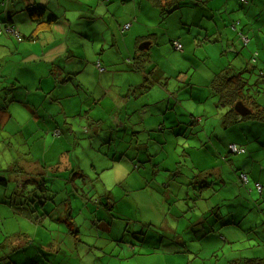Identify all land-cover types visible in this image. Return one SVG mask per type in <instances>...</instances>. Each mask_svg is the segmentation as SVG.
<instances>
[{
  "label": "rangeland",
  "instance_id": "374dc122",
  "mask_svg": "<svg viewBox=\"0 0 264 264\" xmlns=\"http://www.w3.org/2000/svg\"><path fill=\"white\" fill-rule=\"evenodd\" d=\"M22 1L27 8L35 0H15L17 4ZM79 1L86 4L92 0ZM167 2L168 0H162V7L154 6L155 3L151 0H127L126 2L105 0L103 3L95 1L94 4H90L88 11L91 13L98 8L99 4H103L105 11L108 12L104 14L110 23V27L106 30L108 35H105L101 41H93V45L88 42L84 46L78 45L77 48L73 46V50H79V54L73 53L71 58L86 59L89 63H87L88 69L94 67L96 61L99 63V60H102V63L110 70V57L118 55L113 71L104 75L105 78L108 76V80L113 75L114 82H109V93L100 99L101 105L93 107L88 105L91 100H84L87 98L86 93L77 85L78 80H81L80 77L87 82L92 80L85 72L75 75L77 78L73 80V74L65 76L59 73L56 67L51 66L47 72L51 74L55 83L51 82V87L42 83L43 89L40 87V71L22 65V61H25L22 42L25 40L19 41L10 31L9 25H13L17 32L24 34L28 32L24 30V27L19 28L17 24L10 23L3 7L0 6L2 9H0V126L2 127L0 129V252L4 256L0 264H23L26 262L22 263V260L28 257L36 260L32 264H52L49 260L45 261L44 256L52 253L53 249L59 251L54 264H228L233 259L264 258V197L255 185V182H258L264 187L263 121L260 118L257 119L258 125L254 124V120L247 121L252 124L251 128L254 127V130L242 129L243 147L246 143L248 144L246 152L229 154L227 153L229 149L222 142H227L230 137L235 138L236 133L219 131V129L230 130L226 127L230 122L223 118L225 107L220 106L222 102L216 95L215 97L210 94L204 104L198 103L195 99L196 93L199 96L204 88L202 85L205 84V75L210 74L208 79H211L213 73L222 69L219 63H226L225 67H227L228 63L234 59L233 52L228 50L229 48L226 49L225 36L220 37V34L216 33L215 41L206 39L200 42L199 37H193V42H190V34L187 35V30L183 29L179 23L180 14L178 11H172L168 16H172V23L176 24L177 21L178 25L175 28L170 27V35L167 33L163 35L166 40L175 34L181 38L185 36L186 42L183 48L181 45V49L169 47L168 51H164L163 48L167 45L164 46L159 42L149 48L148 59L144 57L136 59L133 58L134 41L130 42V46L112 44L111 36H113V25L117 23L116 21L122 22L124 18L135 20L136 14H141V18L151 21L161 31L168 29L172 25L170 19L165 21L168 23V28L165 24H160L162 17L167 18L165 13L167 8H163L168 7ZM229 2L237 6L239 4L238 0H229ZM64 3H68L67 0ZM219 3V0L212 1V5ZM242 3L243 6L247 4ZM55 6L56 0L49 2L51 13L58 17L55 25L63 23L67 29L68 21L55 12ZM201 7L204 8L203 5ZM162 9L164 13L161 12ZM179 10L183 11V16L184 12L188 11L192 20V7L184 4ZM199 10L197 9L195 20L200 15ZM26 12L24 9V16L27 15ZM220 14L224 19H229L233 12L226 13L223 10ZM80 16L71 20V28L69 27L66 34L62 36L63 41L68 42L70 37L79 39L80 33L85 32L80 27L79 21L85 22L88 18ZM211 16L209 12L208 19ZM201 19L204 20L202 22L207 20L202 16ZM91 21L95 23L98 19L92 17ZM56 28L57 26H53L50 31H47L48 38H54L57 35ZM215 28L208 32H215ZM219 28L223 33L227 32L231 38L239 35L238 31L231 26L221 27L220 25ZM262 30L264 32V27ZM246 31L248 30L244 27L242 32L249 38V32ZM149 33L147 31V34ZM40 39L42 40V36ZM40 39L38 48L43 45ZM167 44L169 46L170 43ZM31 47L36 49L33 45ZM237 52L239 57L249 60H244L242 64L246 69L244 74L248 76L249 82L256 77L254 68L249 65L250 59L263 63L261 68L264 71V57H257L258 53L263 56L264 50L257 46L255 39L248 44L243 42L242 46L238 44ZM153 72L163 73V84L168 81L169 84L164 87L154 84L150 90L144 92L143 85L149 83L148 79L153 80L156 77L152 75ZM61 79H68V81L62 84ZM69 83L71 86H67ZM130 86L136 87V93L131 97L132 103L135 102L133 107L138 104H141V107L139 111H133V107L128 106L127 113L123 106L124 95ZM71 87L72 92L67 93V89L71 90ZM27 90L37 94L31 95ZM51 90H54L51 93L56 91L62 92L63 95L74 94L62 100L64 110L58 107L56 102H50L47 99V92ZM90 91L99 93L97 89ZM250 91L253 89L250 88ZM162 93H165L166 99L170 102L169 105L171 103L174 107L178 105L177 111L181 108L189 111L188 114L181 112L184 115L178 116L179 119L182 116L183 122L188 120L184 123L187 124L186 129L184 124L183 128L177 125L174 129L167 128V124H160L157 129L156 126L150 127L156 123L158 116L163 115L160 112L166 104L160 101ZM262 99L264 100V94ZM38 101L44 104H39ZM47 113L51 114L49 119L46 118ZM165 122H167L166 117ZM216 124L218 127L214 132ZM116 126L121 129L118 134L125 133V129L127 135L137 136L138 140L117 149L114 132ZM259 126H261L260 130H258ZM133 131L137 132L133 134ZM214 142L219 148L214 146ZM120 153L123 154L120 155ZM112 156H116L117 159L120 157V159H111ZM24 159L38 164V168H27V170L35 174L40 170L43 174L50 175L45 177V181L53 187L45 190L22 188L21 186L29 182L24 183L26 179H22L21 172H17L20 177H14L13 183L15 187L19 186L3 189L5 178L9 181L13 177L4 169L11 167L16 170L20 166L24 168ZM200 159L207 162L208 167H211L213 163L227 166L228 169L223 168V173L229 172L233 178H238L240 174H246L248 177V180L241 185L242 191L238 194V198L235 199L232 194V201H237V206L232 201L231 206H210L217 200L216 197L210 198L209 221H212L210 215V207H212L215 209L214 217L221 209L223 215L232 216L224 218L226 221L230 220L234 223L242 221L246 225L254 223L251 224L253 228L249 229V234L248 229L242 228H238L239 230L233 234L230 228L231 232L228 233L233 239L232 242L229 240V242L191 241L190 239L183 244L189 247V252L176 253L175 251H180L178 247L182 244L167 243L166 240L158 243L164 238H159L160 231L156 228L159 227L168 234L176 231L179 235V231L185 230L189 221L188 216L197 215L196 211L203 207L200 198L196 201L201 206L195 205L196 209L189 208L195 200L186 196L187 188L185 189L181 184L186 176L188 178L191 166L197 170V165L199 167L206 165L200 162ZM232 161L242 163V168L237 174L230 170ZM154 165L158 166V169ZM175 168L178 172L171 177V172ZM258 177H261L263 181H259ZM168 178L173 183V188L158 184L160 180ZM238 180L240 181L239 178ZM231 192L234 193V190ZM232 195H227L226 198ZM187 201H190L191 206ZM93 206H101L103 209L96 216L99 227L89 224V221L95 217V213L90 212L95 210L96 207L92 208ZM105 206L109 208L105 209ZM239 206L242 207L239 208ZM50 207L56 212L55 216L43 212ZM229 209L234 210V215L231 212L227 213ZM60 214H64L62 220L57 218ZM171 214L176 216L172 217ZM114 215L119 218L129 217L132 220L150 221L153 225L151 229L154 231L152 239L155 242L148 244L149 247H146L147 243L139 246L134 242L135 249H133L125 239L116 241L112 236L119 235L117 223H112L118 225L114 226L112 235L108 232L109 223L104 232L101 227L102 216L112 220ZM194 219L191 218L192 221ZM135 227L138 230L140 225L137 223ZM186 231L188 237L190 227H186ZM155 246L158 247L154 248Z\"/></svg>",
  "mask_w": 264,
  "mask_h": 264
},
{
  "label": "crops",
  "instance_id": "0c3cea01",
  "mask_svg": "<svg viewBox=\"0 0 264 264\" xmlns=\"http://www.w3.org/2000/svg\"><path fill=\"white\" fill-rule=\"evenodd\" d=\"M52 0H35L34 3L31 4V6H41L44 7L45 13L43 15V19H47V15H54L56 18L54 21H52L51 23L45 24V23H36L34 21H32L27 13L26 16H24L25 14H23V11L26 7H24V1L20 2L19 4H17L15 2V0H8V3L6 2V0H0V6L3 7V10L5 12L6 18L10 23H13L14 25H18L19 28H23L24 30H27V34L24 33H20V36L22 37L21 40L19 41H23L25 40V42H22L24 44V48L23 51L25 52V56L23 57V59H25V61H22V65L24 66H28L30 68H36L37 70L40 71L39 76H40V81L41 85L40 87L43 89L42 83L43 84H48V87L52 86L51 82H54V79H52V77L50 76L51 74L48 71V69H50V67H56L59 71V73H63L65 76L69 75V74H73L72 78L73 80H76V76L77 74L81 73V72H85V74H89V77L92 78V80L90 82L85 81L83 78L80 77L81 80H78V87L80 89H83L86 93L87 98L91 100V102H88V105H92L93 106H97V105H101L102 103L100 102V99L103 98L105 95H107L109 93V82H114L112 79V76H110V80H108V76L107 78H105V74L107 72L111 73L113 70L112 68L115 66V60H116V56L118 55H114L112 57H110V70H108L107 65H104L102 63V60H99L102 68L99 69L97 67V63L95 64L94 67H92L91 69L87 68V63L88 61L86 59H81V60H77V59H72L71 58V54L76 53L79 54V50L74 49L73 50V46H75V48H77L78 45L84 46L85 44H87L88 42H90L92 44V42L94 41V39L96 37H98L100 35V37L97 39V41H101L102 39L105 38V35H108V32L106 31L110 26V23H108L107 17L104 14H108L107 11H105L106 9L103 7V4H99L98 8L96 10H94V12H90L88 11V8L90 7V4H94L95 1L97 3H103L105 0H92L89 3H83L79 0H67L68 3H64V1L66 0H56V6H55V12L61 14V16L64 18L65 21H68V27L67 29L70 27L71 28V20H74L76 18V16L78 15H83L86 18H88L87 21L82 22L79 21L80 23V27L85 31L84 33H80L81 35L78 38H71L69 39L68 42H65L62 40V36H64L66 34L67 29L63 26V23L60 25H55V23L58 21V17L54 14L51 13V9L49 7V2H51ZM123 2H126L127 0H122ZM153 3H155L154 6H160L162 7V0H151ZM178 1L181 2L178 5ZM177 3L175 5L172 6L171 11L170 8L168 9L167 12H165L163 9L161 10V12H165L166 13V17H162V20L160 22V24H165L166 28H168V23H166V19H170L171 22V26H169L168 29H166L165 31H161L159 28H157V26L154 23H151V21H148L147 19L141 18L140 15L136 14L135 15V20L129 18H124L122 20V22L117 21L118 24H114L113 25V36H111L112 41H113V45L114 46H119L120 44H124V46H130V42L134 41V46H135V52H134V57L136 58H140V57H144V59H148V51L149 48L153 45V44H157V43H161L162 45H167L165 48H163L164 51H168L170 48L169 47H174V45L172 44V42L174 40H177L181 45L182 48L184 47V43L186 42L185 36H183L182 38L179 37L177 34L172 35L171 38L169 40H166L164 35L165 33L170 35V27L171 28H175L177 27V21L176 24L173 22L172 23V16H168L170 12L172 11H178V14H180L181 19L179 21V23L181 24V27L183 29L187 30V35H189V41L193 42L192 38L195 37L194 35V18H195V14L197 12V9H193V17L191 20V15L188 11L184 12V16H183V11L179 10V8L185 4H188L190 1L189 0H178ZM228 3L230 4L229 0ZM253 5L256 6H251V7H255V8H259L262 11L257 14L256 16L254 15H244L242 13H240L238 10L235 11L230 17L229 19H224L223 17L217 16V19L214 21V19L212 21H205L203 22L204 25L202 26V29L204 30V32L210 36V38H213V41H215L217 39V36L215 37L213 34L214 33H218L220 34V37L225 36L226 40H227V46L226 49L231 50L233 52V57H235V64L238 66L237 69L243 68V62L245 61H249L246 60L245 58H241L239 57V54L237 53V45L239 44L241 46V44L239 42H237L236 38H231L227 32H222L221 28H219V26L221 25L220 23H223L225 20L230 21L231 19L234 18H240L241 22H242V28H246L249 32L250 35V41H253L254 39L256 40V44L258 47L262 48L264 50V32L262 30V28L264 27V3L263 0H252ZM256 3V4H254ZM141 4V3H139ZM232 6H234L235 4H230ZM141 6V5H140ZM211 6V5H210ZM169 7V6H168ZM1 9V8H0ZM208 9L212 10V7H209ZM2 10V9H1ZM200 10H203L200 9ZM205 10V9H204ZM205 15H209V13H207V10L204 11ZM86 14V15H85ZM80 16V17H81ZM92 17H95L98 19L97 22L94 23V21L90 22V19ZM256 17H259V21L254 20ZM197 19L199 20V15L197 16ZM129 23V27L127 29H123L124 24ZM209 23V24H208ZM174 24V25H173ZM244 25V26H243ZM53 26H57V35L54 36V38H48V33L47 31H50L52 29ZM79 27V29H80ZM217 27V29L215 28ZM226 27V26H224ZM18 28V27H17ZM213 28H215V32L213 31L212 33H209L208 30H212ZM71 31V30H70ZM75 31V30H74ZM82 31V30H81ZM94 31H95V35H94ZM147 31H149L150 33L147 34ZM76 32V31H75ZM30 35V38H27L26 36ZM42 36V40L40 39ZM160 36V38H159ZM39 39L41 41V43L43 45H41L38 48V43H39ZM249 41V42H250ZM170 43L169 46L167 43ZM31 43V45L35 46L36 49L34 50L31 45L29 44ZM183 43V44H182ZM93 45V44H92ZM102 45H104V43H102ZM172 48V49H173ZM231 48V49H230ZM153 50V48L151 49ZM155 50V49H154ZM140 53V54H139ZM74 56V55H73ZM257 57H264L261 56L259 53L257 54ZM252 58V56H251ZM76 61V62H75ZM264 61V59H263ZM89 64V63H88ZM263 63H257L255 61H253V59H250L249 65L251 68H254L253 70L255 72L258 73L259 70H261L262 72L263 69L261 68V65ZM219 65H221V68L223 66V63H219ZM87 68V69H86ZM105 68V69H104ZM219 68V66H218ZM155 72H157V70H155ZM155 72L152 73V75L154 74L156 77L151 80V84H157L159 86H168L169 81L166 82L165 84H163V73L160 74H156ZM221 72V71H219ZM221 73H219L220 75ZM211 75L206 74L205 75V81L202 86L204 87L202 89V93H204L203 95L205 96L206 93H210V81L211 79H208ZM258 76V75H257ZM64 77V76H63ZM54 78V77H53ZM212 78V77H211ZM261 80H264V78H262ZM68 81V79H61V83L63 84L64 82L66 83ZM69 84H67V86H69ZM175 84H173L174 86ZM71 86V85H70ZM152 87V86H150ZM91 89H97L99 90V93H93L90 90ZM73 88L71 87L70 89H67V93L72 92ZM127 90V87H126ZM28 92H30L29 90H27ZM54 91V90H53ZM52 90L48 93V97L47 99L50 102H56V104L58 105V107H60L62 110H64V106L62 104V100L67 99L68 97H70L71 95L74 94H65L63 95L62 92L57 93L56 91L54 93ZM31 93V92H30ZM128 95L127 98L130 99L131 95H135L136 90L130 86L128 88L127 91ZM26 94L28 95V93L26 92ZM32 94H37V93H31ZM163 95H161L160 98H163L165 95V93H162ZM254 97L256 98L257 102L261 105L264 106V100L263 98V92H257L254 91ZM161 101V100H160ZM39 102V101H38ZM39 104H44V102ZM204 104V103H202ZM246 105V104H245ZM204 106V105H203ZM247 106V105H246ZM63 107V108H62ZM167 107H164L162 109V114L165 115L166 113H168L169 115L167 116L168 121L165 122L164 124H167L168 122H171L173 120H175V117L178 116V113L180 112H169L166 110ZM38 111V110H35ZM160 112V113H161ZM189 111H183L184 114H188ZM263 113V112H262ZM49 116H51V114L47 113L46 114V118L49 119ZM261 116V118H260ZM159 117V116H158ZM259 118L262 119L263 121V127H264V114H259ZM259 118L256 119H250V118H242L241 116H239L236 118H233L231 120H229L230 124L227 125L226 127L230 128V130L227 131H221L219 128V131L221 133L224 132H235L236 136L235 138H229L228 141H224L222 142L223 144H225L228 148V145L231 143L236 144L239 147H243V143H242V129H246L247 131L249 130H254L251 128L252 124H250L249 120H254V124L258 125V120ZM222 119V118H219ZM158 118L155 120L156 122H158ZM187 122V119L185 120ZM185 121L183 123H185ZM220 121V120H219ZM171 123H168V128H170ZM150 127H155V123L153 124V126ZM218 127V124H216V126L214 127V132L216 131ZM261 129V126H259L258 130ZM212 138V137H211ZM209 138V139H211ZM238 141L239 143L235 142ZM217 148H219L218 145H216V142H214ZM244 148V153L246 152V148H248V144L246 143ZM243 152H239L237 154H242ZM227 153L229 154H236V152L234 153H230V151H228ZM108 157H109V153ZM228 154V155H229ZM111 159H115L114 156L110 157ZM200 162H204L206 165L204 166H200L197 165V170H194V166H191V171L190 174L186 179L181 182L182 186L185 187L186 189V196L188 198H194L195 202H193V205H190V201H187V203L191 206L189 208L192 209H196L195 205L201 206L199 205V203L196 200H199L201 198L200 203L202 204L203 207H201L198 211H196L197 215H193V216H188L189 221L186 224V227H190V235L187 237L186 236V227L185 230L180 232L179 231V235L176 231V237H174V242L176 243H181L183 245V243H186L187 240H198V241H203V240H210V241H224L227 242L228 240L230 242H232V238L229 235L228 232H231V229L234 234L235 231H238V228H242L244 230H247L248 234H249V229L251 230V224L246 225V223H242V221H238L236 223H234V221H226L227 216L230 215H223L221 213V209H219L218 211V215L216 217L215 216V209H213L212 207H210V215L212 216V221L208 219V211H209V204L210 203V198H217L216 202L210 204V206H231V201L233 198V195L235 196V199L238 198V194L241 193L242 191V183H240V181L238 180L237 177L233 178L230 176V173H223V168H227V166L221 165V164H215L213 163L211 165V167H208V163L205 161H202L200 159ZM25 165V171L29 172V170H27V168L29 169H34V168H38V164L34 163V162H30L27 159H24V163ZM231 168L230 170L235 172V174H237L238 170H240V168H242V163L241 161H237L234 162L232 161L231 163ZM247 165V163H246ZM157 167V166H156ZM247 168L248 165H247ZM228 169V168H227ZM17 170V169H16ZM40 171V170H39ZM10 176H13L9 181H7V186H13V178H18L17 176H14L13 174V169L10 170ZM259 181H263L261 177H258ZM189 179H191L193 182L196 181V183L194 184H189ZM256 179V178H255ZM257 180V179H256ZM186 181H188V184L186 185ZM191 181V182H192ZM173 185V183L171 182V180L168 182V184H166V187L171 188V186ZM19 186V185H18ZM16 186V187H18ZM24 186H27V184H24ZM173 188V186H172ZM210 189V190H209ZM221 190V191H220ZM234 190V193H232L231 191ZM208 191L209 194H208ZM228 194H227V192ZM226 192V193H225ZM261 196L264 197V187L262 185V189L260 192ZM227 195H232L230 198H226ZM204 200V201H203ZM227 200V201H225ZM230 200V201H229ZM234 202V204H237V201H232ZM237 206V205H236ZM242 206H239V208ZM233 214L234 210L233 209H229V211H227V213ZM170 214V213H169ZM221 214V215H220ZM234 215V214H233ZM172 217H175L176 214H171ZM232 217V216H230ZM191 218H195L194 221L191 220ZM132 219L129 220V222ZM135 220V219H133ZM242 223V224H241ZM256 224V223H255ZM256 226V225H254ZM228 227V228H227ZM231 228V229H230ZM223 229L225 231H223ZM111 230V229H110ZM110 233V231H108ZM120 236H121V231H118ZM134 232V231H131ZM125 233L127 234V231H125ZM138 233V232H137ZM129 234V233H128ZM148 234V233H146ZM130 235V234H129ZM138 235V234H137ZM119 236V237H120ZM250 236V235H249ZM125 237V236H124ZM251 237V236H250ZM142 238L144 239L143 241H138L137 238H133L130 240V238L128 237V239L126 238L125 240L127 241H133L136 242L140 245H145L147 243L146 247H149L148 244H152V242H155L154 239H152L153 237H149L147 235H143ZM163 240H166L167 243L169 242V240L166 237H163ZM252 238V237H251ZM152 239V240H151ZM228 241V242H229ZM127 244H129L127 242ZM133 249H135V245L132 246ZM179 249H181L180 251H175L177 252H189L188 246H184L182 248L179 247ZM59 251L58 249H53L52 253L46 254L44 256L45 261L49 260L52 262V264H54V259L58 256ZM195 257V254L193 255V259ZM249 258V257H248ZM253 258V257H252ZM246 258H244L243 260H245ZM236 260V262H241L243 260H237V259H233ZM35 259L32 257H28L24 260H22L23 264H32L35 263Z\"/></svg>",
  "mask_w": 264,
  "mask_h": 264
},
{
  "label": "trees",
  "instance_id": "16d2710c",
  "mask_svg": "<svg viewBox=\"0 0 264 264\" xmlns=\"http://www.w3.org/2000/svg\"><path fill=\"white\" fill-rule=\"evenodd\" d=\"M177 1L178 0H168L167 5L169 7L165 6L163 8H167V11H168V9L170 7L172 8V6L177 3ZM189 1H190L189 7H192V9H198L199 10V9L203 8V7H201V5L204 6L203 10H199V13H200L199 20L198 19H196V20L193 19L194 22L192 20V22L194 23L193 24L194 25V30H197V31H194V34H195L194 36L195 37H199V41L200 42H204L206 39H208L209 41H213V38H210V36H208L204 32V30L202 29V26L204 25V23L202 21H204V20L201 19V16L203 18L207 19L208 21H212L213 19L215 21L217 19V16L222 17V15L220 13L223 10H225L226 13H230V12L234 13L235 11L238 10L240 13H242L244 15H247V16H250V15L256 16L257 14H259L262 11L259 8L251 7V6H256V5H253V3H251L252 0H238V2H239L238 6L236 4L234 6L230 5L231 3L229 4L228 0H219L220 3L217 4V5H212V1L213 0H189ZM6 2L8 3V0H6ZM242 2L247 3L246 6H243ZM180 3L181 2L178 1V5ZM222 4H223V6H222ZM254 4H256V3H254ZM221 6H222V9H220ZM235 6H237V7L235 8ZM209 7H212L213 9L210 10V9H208ZM171 8H170V11H171ZM25 9H26L30 19L32 21H34L35 24L36 23H38V24L39 23L40 24L41 23L48 24V23H51L52 21H54L55 18H56L54 15L51 14V15H47V19H43L42 17L44 15L46 9L44 7H41V6H31L30 5V7H27ZM230 9L232 11H230ZM206 10H207V13L211 12L212 16L209 19H208V16L204 14L205 13L204 11H206ZM259 19H260L259 17H256L254 20L259 21ZM197 23L199 25L196 26L195 24H197ZM117 24H118V22H117ZM227 25L231 26L232 28H234L235 30L238 31L239 35L237 36L236 40H237V42H239L241 44V46H242L243 42L245 44L249 43L250 39L245 36L244 32H242L243 28L241 27L242 26V22H241L240 18H234V19H231L230 21L225 20L223 23H221V27L222 26H227ZM36 26H37V24H36ZM9 27L15 28L13 25H9ZM18 34H19V32H18ZM94 35H95V31H94ZM213 35L216 37V33H214ZM19 36H20V34H19ZM26 37L30 38L31 36L28 35ZM99 37H100V35L98 37H96L94 39V41H97V39ZM203 37H204V39H203ZM21 39H22V37L20 36L19 40H21ZM133 58H136V57L133 56ZM96 63H97V67H98V64L100 62L98 63V61H96ZM228 64L229 65L227 67H225L226 63H223L222 69L220 70L221 72L213 73L211 81H210V84H209L210 87H212V88H210L211 89L210 93H206L205 96L203 95L204 93H202V92H201V94L199 96H197V93H196L195 99L197 100L198 103H204L209 94L213 95V96L216 95L218 100L220 102H222V104L220 106L221 107H225V112L223 114V116H224L223 118H224V120H226L228 122H229V120L238 117V113L234 109V103L236 101H238V100H241L244 104H246L250 108V112L248 114H246V115L241 116L242 118H250V119L259 118V114H264V106H261L257 102V100L254 97L253 93H254V91L263 92L264 80H261V79L264 78V72L259 70L258 73L256 72V77H253V79H251L250 82H249L248 76H246L244 74L246 72V69L245 68H241V70L237 69L238 66L235 64V57ZM99 65L102 67L101 64H99ZM219 73H221V74L219 75ZM148 81H149V83H146V84L143 85V91L144 92H146V91H148V90H150L152 88V87H150V86H152V84H151L149 79H148ZM189 85L192 86L191 84H189ZM250 86H252V87H250ZM250 88H252L253 91H250ZM134 89H136V87ZM199 91H201V90H199ZM127 95H128V93H126V95H124V105L123 106H124L125 112L129 111V107L128 106L133 107L135 105V102L132 103V98L128 99ZM132 96L133 95H131V97ZM166 98H167L166 96H164L163 98H160V100L163 103L166 104V106H165V107H167L166 110L169 111V112H172V113L173 112H180V113H178V116L182 115L181 112H183L184 110L181 108L180 111H177L176 108H177L178 105L176 104L175 105L176 107H174V104L172 105V103H171V105H169L170 102ZM140 107H141V104L136 105L135 107H133V111H139ZM124 115H123V117H124ZM168 115L169 114L166 113L165 115L159 116L158 122L155 123L156 129H157V126L160 125V124L165 125L164 124L165 117L168 118L167 117ZM126 116H128V114ZM178 116L175 117L176 120H174V122L171 124L170 128L174 129V127L177 126V125H179V128H183L182 127L183 124H184L183 121H182L183 118L181 116L180 119H179ZM189 116H190V114H189ZM260 118H261V116H260ZM167 121H168V119H167ZM187 122H188V120H187ZM168 123H170V122H168ZM185 123H186V121H185ZM134 124H136V123H134ZM123 125L125 126V122H123ZM166 127L168 128V126H166ZM186 127H187V124H184V128L185 129H186ZM1 128L2 127L0 126V129ZM153 128H155V127H153ZM120 130L121 129L119 128V126H116L114 128V132L116 133V135H115V138H116L115 139V147L117 149H119V147H125V146H127L126 144H128V143L132 144L134 141L138 140L137 136L132 137L130 135H127V131L125 129H124L125 133L118 134V132ZM136 132L137 131H133V134L136 133ZM122 154L123 153H120V155H122ZM114 158L116 160L120 159V157L117 159L116 156H114ZM136 166H138V165H136ZM154 166H156V165H154ZM155 168L158 169V166L155 167ZM11 169H13V168L8 167V168L4 169V171L10 172ZM24 169L25 168H22L21 166L19 167L18 170H14L13 169V174H15V176L18 175V177H20L17 172H21V178L22 179H26L24 181V183L29 182V183H27V186H24V185L21 186L22 188L26 187L28 189L45 190V189L53 187V185L47 184L46 181H45V177L46 176H50V175H45L41 171L37 172V174H35L33 171L26 172ZM154 169H153V171H154ZM2 170L3 169H1V171ZM177 172L178 171L175 168V170L171 172V177H172L173 174H175ZM240 176H241V174L238 175V178L240 179L241 183L243 184ZM246 177H247V175H246ZM247 180H248V177H247ZM169 181H170L169 178L167 180H160L158 184L166 186V184H168ZM188 181H189L190 185L196 183V181L193 182L191 179H189ZM188 181H186V185L188 184ZM15 183H17V182H15ZM255 183H258V182H255ZM4 185L5 186H4L3 189H5V190H7L8 187L17 188V187H15V184L13 186H10V185L7 186V178H5ZM261 189H262V185H261ZM261 189L258 190V191L261 192ZM92 208H95V210H91L90 212H91V214L94 212L95 213V217H93L89 221V224L91 226H93V227H99L100 224H99L96 216L98 215V212L100 210H103V209L101 208V206H93ZM108 208H109V206H105V209H108ZM43 212L46 213V214L50 213V215H52V216H55V214H56V212L53 211L52 207L48 208V210H46V211L43 210ZM62 216H64V214H60L57 218L59 220H62ZM102 218L103 219H102L101 227L103 228V232L106 230V226L109 223L110 226L108 228V231H110V234L112 235L114 226L117 225V224L119 225V226L117 225L118 226V230L117 231H121V236H120V234L118 236L117 235L112 236L116 241H122L123 239H126V238L128 239V237L131 240L132 237H133V238H137L138 241L141 242V241L144 240L142 238L143 235H147L148 238H149V237L152 236V233H154L153 229H151V227H153V225L150 223V221L143 222V221H138V220H131L129 222V220H130L129 217H125V218L120 217L119 218L117 215H114V218L112 217V220H108V218L105 217V216H102ZM86 219H87V215H86ZM92 222H94V223H92ZM113 222H115L117 224H112ZM137 223L140 225V228L138 230L135 229L136 228L135 224H137ZM156 229L160 231L158 233L159 238L166 237L169 240L168 243H170V242L171 243H176V242H174V239H173L174 237H176L175 232H173V234L172 233L168 234V232L163 231V229H161L159 227L156 228ZM125 231H127V234L125 233ZM131 231H134V232H131ZM146 233H148V234H146ZM161 241H162V239L160 241H158V243H160ZM127 242L131 246H134V242L133 241H127ZM176 244H178V243H176ZM157 247L158 246H155L154 248H157ZM179 247L182 248V247H184V245H180ZM179 247H178V249H179ZM2 255H3V253L0 252V263L2 262V258H4V256H2ZM228 264H264V258H261V257L246 258L245 260H243L241 262H236V260H231V261L228 262Z\"/></svg>",
  "mask_w": 264,
  "mask_h": 264
},
{
  "label": "built area",
  "instance_id": "2783aa9c",
  "mask_svg": "<svg viewBox=\"0 0 264 264\" xmlns=\"http://www.w3.org/2000/svg\"><path fill=\"white\" fill-rule=\"evenodd\" d=\"M123 27H124L123 29H127L129 27V23L124 24ZM10 31L13 32L17 36L18 39H20V36H19V34H18V32L16 31L15 28L10 27ZM172 44L174 45L175 49H181V44L177 40H174L172 42ZM98 67H99V69L102 68L99 64H98ZM228 148H229V151L230 152L239 153V152H243L244 151V148L239 147V146H237L234 143L229 144L228 145ZM240 177H241L242 182H245V180H247V177H246L245 174H241ZM255 185H256L257 190H260L261 189V184L255 183Z\"/></svg>",
  "mask_w": 264,
  "mask_h": 264
},
{
  "label": "water",
  "instance_id": "95a60500",
  "mask_svg": "<svg viewBox=\"0 0 264 264\" xmlns=\"http://www.w3.org/2000/svg\"><path fill=\"white\" fill-rule=\"evenodd\" d=\"M234 109L239 114V116L246 115L250 112V108L246 106L241 100L234 103Z\"/></svg>",
  "mask_w": 264,
  "mask_h": 264
}]
</instances>
